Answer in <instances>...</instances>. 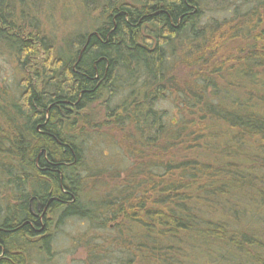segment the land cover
I'll list each match as a JSON object with an SVG mask.
<instances>
[{
	"label": "trees",
	"instance_id": "1",
	"mask_svg": "<svg viewBox=\"0 0 264 264\" xmlns=\"http://www.w3.org/2000/svg\"><path fill=\"white\" fill-rule=\"evenodd\" d=\"M20 2L0 0V53L16 65L14 77L0 78V191L10 194L0 200V264L22 262L17 251L30 246H54L52 235L37 243L28 239L44 233L39 215L46 221V210L63 214L57 226L64 216L96 222L117 215V234L125 239L116 251L125 255L111 264H264V3L240 16L248 21L246 32L232 21L204 35L193 32L203 41L192 66L206 72L197 85H179L169 45L197 27L201 0H109L99 27L74 37L78 51L68 60L18 12ZM136 28L143 32L139 44ZM230 77L238 80L236 88ZM119 81H142L157 92L168 81L183 109L167 125L151 112L152 133L140 135L154 159L149 163L144 153L123 169L124 178L109 172L120 181L105 191L98 188L107 170L93 172L81 162L70 121L103 92L114 97ZM118 109L107 116L125 131L136 126L138 135L142 112ZM87 176L100 181L90 185ZM87 186H97L102 197L89 198ZM32 196L45 204L35 208L39 215L29 209ZM87 242L86 263L108 264L111 253Z\"/></svg>",
	"mask_w": 264,
	"mask_h": 264
},
{
	"label": "rangeland",
	"instance_id": "2",
	"mask_svg": "<svg viewBox=\"0 0 264 264\" xmlns=\"http://www.w3.org/2000/svg\"><path fill=\"white\" fill-rule=\"evenodd\" d=\"M88 1L23 0L22 3L18 0L20 3H16V7L18 12L22 9L25 16L36 22L42 29L43 34L50 38L55 47V54L68 60L75 58L78 51V48L74 47V37L79 34L90 33L96 27H99L104 19L102 8L109 0ZM125 1L137 3L140 0ZM201 1V20L194 29L195 31L192 30V33L190 32L188 36L180 39H172L169 45L170 52H172L170 62L175 63L172 78L179 85H184L186 82L197 85V76L202 72H206L204 66L197 68L192 66V62L201 54H199L197 47L203 41L202 36L204 34L214 32L213 29L219 23L223 27L227 24V21L241 24L242 30L246 32L248 21L247 19L243 21L240 16L257 10L260 4L264 3V0ZM238 17L239 20H236ZM202 31L203 35L193 33ZM141 33L138 41L143 37V32ZM238 41L242 43L241 38H238ZM167 47L165 46L166 52ZM14 67H16L14 58L9 53H0V78L14 77ZM230 81L232 89L239 84L238 80L233 77H230ZM240 81L244 83L243 79ZM141 83L142 81H137L130 86L129 84L120 83V81L117 82V85L114 84L113 90L116 94L114 97L109 92H103L84 109L79 119L73 117L70 121V123L75 122V127H70L69 132L81 151V162L91 170L95 167H99L104 172L107 170L101 179L105 182V185L100 184L99 188L96 186L95 189L92 186L85 187V195L91 199L96 196L102 197L101 192L97 190L103 186L105 191H108L111 188L115 189L119 184L120 180L114 179V175L109 172L117 173L120 171V177L124 178L123 169L134 167V160L140 158L144 153L147 156L144 160L150 163L154 159V156H151V159L148 158L150 156L148 154L150 145L146 143L145 137L142 138L140 135V133H143L144 136L152 133L147 119L151 116V112L157 111L162 123L167 125L170 121L176 122L180 109H183L182 98L177 93H171L168 81L161 82L164 83L161 87L165 89L163 94H160L161 88L157 92L150 84L142 86ZM240 91H237V93L241 95ZM121 105L129 107L132 113L142 112L138 135L136 126L127 125L126 132L118 126V122H115L114 118L110 119L107 116L108 112L113 109L117 113L118 107ZM125 116H127L126 113ZM180 150H183V147H180ZM180 157L178 156V158ZM168 160L169 157L164 162ZM86 179H88L90 185L100 181L97 176H87ZM9 195L0 191V200L4 202V199ZM10 202L13 201L10 200ZM109 219L107 218L108 222ZM117 221L120 222V219L117 218ZM111 222L114 221L109 223ZM116 222L113 227H110L109 223L105 225L103 219L92 222L79 216H70L63 224L54 226V246L50 249L51 256L49 257V253L46 255V253L39 251L37 246H27L26 261L28 264H90V262L86 263L89 260L90 252L87 241L92 240L96 244H101L104 247V252L111 253L110 260H107V263L111 264L112 259L125 255L123 251H116L119 240L123 241L125 239V237L117 234L115 226L118 222ZM77 239H79V244H73Z\"/></svg>",
	"mask_w": 264,
	"mask_h": 264
},
{
	"label": "flooded vegetation",
	"instance_id": "3",
	"mask_svg": "<svg viewBox=\"0 0 264 264\" xmlns=\"http://www.w3.org/2000/svg\"><path fill=\"white\" fill-rule=\"evenodd\" d=\"M132 5H134V4H132ZM141 35V30H140V28H136L135 30H134V33H133V39H134V41L135 42H137L138 44H139V41H138V37ZM33 199H36V204H37V206L36 205H34V203H33ZM45 205V204H44ZM43 204H42V201H41V198L40 197H38V196H32V197H30L29 198V204H28V206H29V209H30V211H31V213L33 214V215H39V213H37V212H39L40 210H39V208L41 207V206H44ZM47 206V205H46ZM38 210L37 212H36V209ZM46 209V208H45ZM43 211H45V210H43ZM46 214H47V216H46V221L44 220V218H43V213H40V217H39V221H40V227L38 228V231L39 232H41V231H44V233L43 234H38V235H35V236H28V239L31 241V242H33V243H37V242H40V238H41V236L43 235V236H51V237H53V235H54V226H57V221H59L60 220V218H62V216H63V214L62 213H60L57 217H53V214L50 212V210H46ZM114 215V214H113ZM108 215L107 216V218H110L109 219V222L110 221H114V222H111V223H109L108 222V220H107V218H105L103 221H104V223H105V225L106 224H108L110 227H113L114 225H115V222L117 221V218H119L117 215ZM74 216V215H73ZM64 218V222H65V220L68 218V217H63ZM82 218H84V219H87L88 221H92V219H88L87 217L85 218V217H82ZM93 222V221H92ZM118 222V221H117ZM116 222V223H117ZM102 225V224H101ZM52 240V239H51ZM36 246V245H35ZM38 247V249H39V251H41V252H43L44 254L46 253V255H48V253H49V257L51 256V252H50V249L49 250H47L46 249V247H42L40 244L37 246ZM18 253H21L22 254V262H18V264H28L27 263V261H26V257H27V251H24V250H22V251H17Z\"/></svg>",
	"mask_w": 264,
	"mask_h": 264
}]
</instances>
